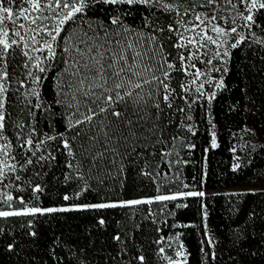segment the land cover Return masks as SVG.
<instances>
[{
    "label": "trees",
    "instance_id": "obj_1",
    "mask_svg": "<svg viewBox=\"0 0 264 264\" xmlns=\"http://www.w3.org/2000/svg\"><path fill=\"white\" fill-rule=\"evenodd\" d=\"M169 2L180 6L183 14L185 7H192L193 0ZM12 7L19 11L27 5L17 0ZM126 8L122 5L120 11H115L114 6L97 4L87 11L91 18L88 23L97 29L111 16L119 15L125 28L137 34L142 31L147 37L150 30L142 28L144 23L167 28L169 23L181 19L175 12L161 14L157 9L155 15L145 20L143 8H127L130 14L125 13ZM182 19L183 25L174 23V26L184 32V15ZM19 23L28 22L19 19ZM244 24V20L237 19L231 25L237 28V33L228 36L226 48L230 55L216 65L227 69L214 74L215 81L223 79V88H209L205 96H200L191 84V76L174 73L172 87L176 92L171 96V108L163 103V111L154 108L155 96L147 108L132 104L127 109L123 104L117 108L127 112V119L133 121L131 128L126 120L117 121L115 117L105 120L103 116L91 125L69 128V117L76 118L75 107H67L74 89H67L65 83L60 87L68 95H61L58 90V81L68 77L67 73L60 75L68 66L59 62V56L56 61H49L54 64L51 70L38 73L45 77L37 89L40 101L25 95L31 87L26 80V87L13 96L8 107L11 114L6 132L8 141L0 143L15 144L16 133L20 131L15 124L25 125V132L33 126L37 129L34 142L45 140L37 156L48 159L39 161L27 172V177L41 184L44 191L37 199L25 180L13 182L15 174L10 173L4 180L8 187L0 186V193L22 196L29 206L43 208L143 199L178 191H203L205 196L125 208L0 217V264H140L134 259L139 255L145 257V264H166L164 257L174 256L172 245L167 243L173 237L184 245L187 264H264V10L256 13V24L251 29ZM6 25L13 27L10 21ZM75 28L76 36L82 29L88 30L87 23L81 25L79 20ZM108 31L123 29L109 25ZM240 36L245 40L232 49L231 43ZM139 38V35L129 37L130 40ZM159 44L158 39L157 49ZM147 47L151 49L152 45ZM169 52L179 54L177 49L166 47L165 55ZM24 62L17 49L16 63ZM25 71L22 67L17 69L10 87H18L17 80L25 79ZM182 81L188 83V92L179 89ZM212 92L215 98L209 100L207 96ZM61 99L63 104L57 103ZM37 102H42L41 108L34 107ZM71 103L75 105L76 101ZM77 132L80 136H76ZM106 132L111 136L110 141H106ZM60 133L72 145L75 157L67 155L59 138H45V134L59 137ZM213 133L217 144L214 148ZM90 136L97 140L87 139ZM83 148H88L91 155L104 152V159L89 168ZM12 151L15 154L18 149L13 147ZM50 153L56 156L55 161ZM69 161L76 167L67 168ZM235 164L239 168L234 171ZM141 170L151 172L155 182L142 175ZM34 171L41 173L38 179ZM77 173L83 179L77 178ZM16 174L25 177L19 168ZM66 174H71L72 179L65 180ZM16 184L22 185L25 191ZM236 188L243 190H232ZM66 194L72 197L68 201L63 199ZM176 204L187 207L177 208ZM12 205L9 208L0 200V210L24 207L18 200ZM100 219L105 220L103 225ZM207 232L212 243H208ZM116 236L120 239H114ZM161 248L164 253L160 252Z\"/></svg>",
    "mask_w": 264,
    "mask_h": 264
},
{
    "label": "snow or ice",
    "instance_id": "obj_2",
    "mask_svg": "<svg viewBox=\"0 0 264 264\" xmlns=\"http://www.w3.org/2000/svg\"><path fill=\"white\" fill-rule=\"evenodd\" d=\"M218 2L219 0H202L199 6L210 8L214 12ZM226 2L232 9H237V4L233 0H226ZM14 3H17V0H0V141H8L6 132L8 131V122L11 115L8 112V107L13 96L20 89L26 87L27 80L30 81L31 87L25 95L34 96L37 101H40V92L37 89L45 77L38 75V73L44 74L51 70L54 64L49 63V61H56L57 56H59L60 63L68 66L60 73L61 76L67 73L68 77L58 81V90L61 95H68V92L60 87L65 83L67 89H74L71 92V101H76V103L73 105L70 101L67 107H75L76 112L73 115L76 118L69 117L67 125L69 128L85 124L91 125L101 116L105 120L111 117H115L117 121L126 120L127 126L131 128L133 121L127 119V112L117 110L121 104L125 106V109L129 104L147 108L149 101L155 96L156 99L152 104L154 108L163 111L161 103L171 108V96L176 92V88L172 87L173 74L182 73L184 76H191V84L197 85L201 77L208 74L197 67L196 61L212 66L209 68V72L227 71L226 68L216 67L213 61H223L224 57L230 55L225 47L228 44L227 37L237 33L236 27L224 28L213 23L218 19L216 15L209 14L202 18L201 14L194 12L195 4L191 8L185 7L183 14H181L179 11L180 6L169 2V0H23L27 7L20 8L19 11L12 7ZM239 3L244 8L242 11H237V16L245 21L244 27L251 29L256 24V13L264 10V0H239ZM97 4L114 6L115 11H120L122 5L127 6V8L135 6L137 10L143 8L145 10V20H148L149 15H155L157 9L161 10V14L175 12L181 19L174 21V23L180 25L184 24L182 16L191 13L194 14V19L199 23L194 24L191 28L184 27V32L195 33V35L187 37L184 32L174 26V23H169L167 28L162 26L155 28L149 23H144L142 28L150 30V34L145 37L142 31L137 34L135 30L125 28L119 15L111 16L107 23H101L99 28L93 29L92 25L88 23L91 18L87 16V11ZM127 8L124 11L126 14H130ZM19 19H23L28 23L17 24ZM78 20L81 25L87 23L88 30L82 29L81 34L76 36L75 26ZM8 21L12 23V28L6 25ZM210 24L211 27L209 28ZM109 25L122 28L123 31L109 32ZM205 29L215 33V36L209 35ZM165 33L168 35L164 36ZM134 35H139L140 38L130 40L129 37ZM174 37L176 38L174 39ZM158 39L160 44L157 49L156 42ZM244 40L245 37L240 36L234 43H231L230 47L236 49ZM148 44L152 45L151 49L147 47ZM209 46H214L212 58L201 59V49H207ZM166 47L177 49L179 54L173 55L169 52L165 55ZM17 49H19L20 55L25 58L22 65L16 63ZM181 49L184 51H179ZM35 53L42 55H35ZM203 56L207 57L208 52H203ZM157 57H159V60ZM20 67L26 70L24 72L25 79L17 80L18 87L13 89L10 87V82L16 77L17 69ZM205 83L212 85L213 78H207ZM146 87L148 89L147 93L145 92ZM178 87L184 92H188L186 81L180 82ZM223 87V79L215 81L216 89ZM161 89L163 90L162 94ZM203 89L204 83H199L196 92L200 96H205ZM207 98L209 100L214 99L215 92L208 94ZM63 102V99L57 101L61 104ZM34 107L41 108L42 102H37ZM82 107L83 111H81ZM179 111H183V109H179ZM32 114L35 115V113ZM133 115H137V113H133ZM140 119H144V117L141 116ZM188 119H191V117L189 116ZM100 123L103 124V120ZM15 127L20 129L16 133L15 144L12 142L0 143V186L8 187L7 184H4V180L9 178L10 173L15 174L12 177L13 182L25 180L30 191L39 199V194L44 191L43 186L34 183L32 178H28L27 172L33 170L39 161L48 159L45 156H37V150L41 148L45 140L34 142V137L37 134V129L34 126L28 132L24 131L25 125L23 124H15ZM104 127L107 128L109 125H104ZM188 130L191 131V128L189 127ZM132 134L134 135V133ZM76 136H80V132H77ZM45 138L46 140H57L59 138L63 149L67 151V155L75 157L73 147L68 139L64 138L63 133H60L59 137L45 134ZM75 138L73 137V139ZM105 138L106 141L111 140V136L107 132ZM87 139L97 140L94 136L87 137ZM216 146L215 134L213 133L212 147ZM13 147L18 149L15 154L12 151ZM83 151L87 154L85 162L88 163L89 168L96 167V161L104 159V152L91 155L88 148H83ZM105 151H108V149L105 148ZM164 154L167 153H162V155ZM50 156L53 161L56 160V156L51 155V153ZM9 161L13 162L9 163ZM66 167L73 169L76 165L69 161ZM18 168L20 171L25 172V177L22 178L21 175L16 174ZM237 168H239V164L233 166L234 171ZM141 174L155 182L151 172L141 170ZM40 175L39 171H34L35 178L38 179ZM157 175H160V173H157ZM164 175L166 176V173ZM64 178L65 180H71L72 176L66 174ZM77 178L83 179V176L77 173ZM16 187L21 191H25L20 184H16ZM184 187L188 186L184 185ZM204 196L203 191H178L143 199L43 208L35 205L29 206L24 197H14L8 192H3L0 193V200L7 204L9 208L13 207L12 202L14 200H18L19 204L24 205V207L11 211L0 210V217L34 216L71 210L125 208ZM71 198L67 194L63 196L65 201ZM176 207H187V205L176 204ZM99 223L103 225L105 220L100 219ZM32 235H35V233H32ZM114 239L119 240L120 237L116 236ZM208 243H212L211 239ZM9 247L11 248V245ZM164 251V248L160 249L161 253H164ZM175 257L176 259L165 256L164 259L168 261V264H187L183 244L175 251ZM134 259L139 260L140 264H145V257L142 255L136 256Z\"/></svg>",
    "mask_w": 264,
    "mask_h": 264
},
{
    "label": "rangeland",
    "instance_id": "obj_3",
    "mask_svg": "<svg viewBox=\"0 0 264 264\" xmlns=\"http://www.w3.org/2000/svg\"><path fill=\"white\" fill-rule=\"evenodd\" d=\"M201 2H202V0H193L192 5L193 4L196 5V7L194 9V12L198 13V14H201L202 18H204L206 15H209V14L216 15L218 17V19H217V21H214L213 23H216L219 26L224 27V28H231L232 27L231 25L233 23H235V21L237 19H240L237 16V11H242L243 8H244V6L239 3V0H233V2L237 4V9H232V7L229 4H227L226 0H219L218 5L216 6V10L213 12L210 8L200 7L199 4ZM245 14H247V13H245ZM184 18L186 20V23H185L186 27H188V28H191L194 24L199 23V21H196L194 19V14L190 13L188 15H184ZM201 27H203V25H201ZM210 27H211V24L209 25V28ZM197 31H199V30H197ZM205 31H208L209 35L215 36V33H212L208 29H205ZM192 35H195V33L185 32V36L186 37L187 36H192ZM227 40H228V37H227ZM205 51H207L208 55L210 56L208 59L212 58V54H213V51H214V46H209V48H207V49H201V53H200L201 59H204L203 52H205ZM218 61H220V60H214L213 64L216 66ZM198 63H199V66H197V67L200 68L202 71L206 72L208 75L201 77V79H200V81H198L197 85H194L195 86L194 89L196 91V88L199 86V83H204L203 91L206 94V93H208V89L209 88H213V89L215 88L214 74H215L216 71L209 72V68H211L212 66L205 65V64L200 63V62H198ZM200 64H201V66H200ZM209 77L213 78V84L212 85H209V84L205 83L206 79L209 78ZM232 190H243V189L236 188V189H232ZM168 194H171V193H168ZM206 235H207L208 240L211 239L208 232H207ZM167 243L169 245H172V247H173L172 250L174 252V256L172 258L176 259L175 251L181 245L180 242L177 240L176 237H173L169 241H167ZM166 264H168V261H166Z\"/></svg>",
    "mask_w": 264,
    "mask_h": 264
}]
</instances>
